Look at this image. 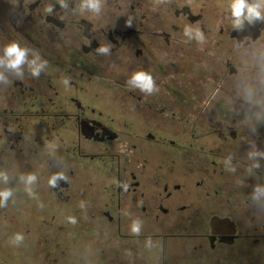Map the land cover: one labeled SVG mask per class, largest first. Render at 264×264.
<instances>
[{"label": "flooded vegetation", "instance_id": "af4514ba", "mask_svg": "<svg viewBox=\"0 0 264 264\" xmlns=\"http://www.w3.org/2000/svg\"><path fill=\"white\" fill-rule=\"evenodd\" d=\"M231 2L0 0L1 262L57 264L68 230L140 264H264V9L237 25Z\"/></svg>", "mask_w": 264, "mask_h": 264}, {"label": "clouds", "instance_id": "9594fccd", "mask_svg": "<svg viewBox=\"0 0 264 264\" xmlns=\"http://www.w3.org/2000/svg\"><path fill=\"white\" fill-rule=\"evenodd\" d=\"M88 6L92 8L93 10H98L99 7V0H86ZM247 8V16L249 19L252 17H261V10L264 9V0H257L256 4L253 5H248L246 4V0H232L231 2V11L232 15L237 17V25L239 23V18L244 15V9ZM186 35H190V33L185 30ZM197 39L202 40V33L197 32ZM101 52H107V48H101L99 49ZM5 55L8 57L6 66L11 69H15L19 71V66L25 61V56H26V50H23L19 48V46L15 43L9 45L5 49ZM5 64V61L3 59H0V65ZM34 65L32 67V72L34 75L39 74L40 67L42 65H36L35 61L32 62ZM0 79H3V76L0 75ZM65 84H67V81H64ZM132 83H134L138 88L141 89V91L144 92H152L154 89V81L152 76L149 73L140 71L136 72L133 77H132ZM0 177H3L5 181H7L8 177L0 173ZM58 178H65L63 173H56L53 176H51L48 180V184L50 186H56L57 179ZM36 177L34 175H28L26 178V183L31 184L33 181H35ZM129 185L125 184L124 188L127 190ZM26 191H28L29 195H32V190L31 188H26ZM12 194L10 189H5V190H0V206H3L4 201L7 200V198ZM40 207H43V204L40 205ZM68 222L70 224H76V218L74 216H69L67 218ZM140 221L134 220L130 231L134 235H139L140 233ZM23 236L19 233L16 234V240H22Z\"/></svg>", "mask_w": 264, "mask_h": 264}, {"label": "rangeland", "instance_id": "374dc122", "mask_svg": "<svg viewBox=\"0 0 264 264\" xmlns=\"http://www.w3.org/2000/svg\"><path fill=\"white\" fill-rule=\"evenodd\" d=\"M1 224V222H0ZM58 232L59 231H49V235L54 236V237H58ZM10 233V234H9ZM25 233H27L25 231ZM69 231L66 230L64 231V234L62 237H58V238H63V241L59 240L61 242V244L57 247L56 250L51 249V253L54 256L57 257L56 262L57 264H140L137 261H133V262H129V258H127V260L123 259L122 257H120L118 255L117 251H113V249L115 248V243L110 241L107 243H104V246H90L88 247L87 245L84 244V242L81 240L82 236L79 232H75L73 231L72 233V238L70 240V237L68 235ZM0 234H2V232L0 231ZM9 236H11V234H13V231L8 232ZM45 235V234H44ZM60 236V235H59ZM84 237V236H83ZM5 236L2 234V238L4 239ZM66 238L69 239V242L66 240ZM86 238V237H84ZM16 239V236H15ZM52 242L54 243V240L51 239ZM23 243H24V248H21V250L24 251V255L29 257V256H37L43 258V256L45 255L43 251H38L37 246H35V242L34 239H32L31 237H25L23 239ZM36 241V240H35ZM1 244V242H0ZM153 244L155 245V243L153 242ZM138 246V244H136L134 247ZM148 244L146 243V246L143 248H147ZM53 247V246H52ZM139 248V247H138ZM154 248V246H153ZM102 249H104V252H102ZM134 250H141L140 249H136L133 248ZM145 250V249H144ZM143 250V251H144ZM57 251V252H55ZM55 252V253H54ZM145 253V252H144ZM1 257H2V252H1V245H0V264H4L3 262H1ZM157 262V258L154 257V263L156 264ZM40 264V263H38ZM141 264H145V263H141ZM245 264V263H243Z\"/></svg>", "mask_w": 264, "mask_h": 264}]
</instances>
